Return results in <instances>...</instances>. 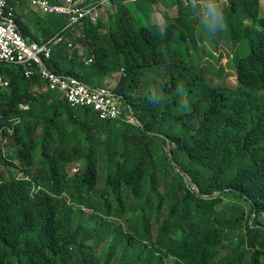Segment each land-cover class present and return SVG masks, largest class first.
Wrapping results in <instances>:
<instances>
[{
	"label": "trees",
	"instance_id": "16d2710c",
	"mask_svg": "<svg viewBox=\"0 0 264 264\" xmlns=\"http://www.w3.org/2000/svg\"><path fill=\"white\" fill-rule=\"evenodd\" d=\"M196 1L116 0L76 30L19 8L26 39L85 48L54 46L52 72L105 85L123 70L116 93L140 125L101 120L0 63V264H264V4L214 1L206 19ZM221 47L237 88L207 77Z\"/></svg>",
	"mask_w": 264,
	"mask_h": 264
},
{
	"label": "built area",
	"instance_id": "2783aa9c",
	"mask_svg": "<svg viewBox=\"0 0 264 264\" xmlns=\"http://www.w3.org/2000/svg\"><path fill=\"white\" fill-rule=\"evenodd\" d=\"M67 1L71 5L78 0ZM114 1L116 0H101L86 7H66L50 0H0V63L21 67L27 79L39 74L48 82L50 90H58L63 94L70 106L92 108L101 120H117L125 116L130 124L139 125V120L132 111L128 113L130 107L116 93L123 70L114 73L107 79L106 85L99 87H90L71 76L58 75L46 65L52 57L53 47L62 43L69 49H82V46L73 44L61 34L45 44L32 42L23 36L17 24L18 10L25 2L30 4L32 11L42 15L67 16L69 24L66 29L76 30L87 16L97 20L99 11L106 9ZM136 1L138 0H128L131 3ZM9 84V79L0 72V88H7ZM34 91L40 93L41 89L37 87ZM77 171L76 168L73 170L75 173Z\"/></svg>",
	"mask_w": 264,
	"mask_h": 264
},
{
	"label": "rangeland",
	"instance_id": "374dc122",
	"mask_svg": "<svg viewBox=\"0 0 264 264\" xmlns=\"http://www.w3.org/2000/svg\"><path fill=\"white\" fill-rule=\"evenodd\" d=\"M161 1H163V0H161ZM214 1H218V0H212V1L203 0V2L200 3V5H201V13L200 14L204 15L206 19H207V17H209V16H206L207 13H208V15H210V12L208 11L209 7H206V5L208 6L211 2H214ZM224 3H226V2H224ZM22 6L25 8L26 13L31 12L30 4L25 2ZM214 7H218V6H214ZM203 8H205V9H203ZM205 10H206V12H205ZM108 14H109V16L113 15L114 10L108 11ZM33 16H34V14H32V13L28 15L30 22H31V19L33 18ZM170 16L172 18H175L178 16V12H177L176 8L170 14ZM141 17L144 20V22L148 24V20H147L145 14H142ZM99 18H100V15H99ZM152 21L155 22L154 20H152ZM27 39L30 40L29 38H27ZM208 48H210V46ZM221 48H219V50H217V52H216V50L212 49V52L215 54L216 57L221 55V59L219 60V62H216L215 60L211 59L212 65L215 68L213 70H216L217 72L210 70L209 73L207 74V77L209 80L212 81L214 86L237 88L239 86V80H238V77L236 76L235 68L233 67L234 66V57H233L234 54L231 52H228V50L224 49L223 47H221ZM78 51H79L80 55H82V56L85 55L86 50L83 46H82V49H78ZM205 62L206 61L202 62L203 66H206ZM219 67H221V69H219ZM108 78H110V77H108ZM85 83L91 87H99V86L103 85L102 83L99 84L97 82H86L85 81ZM6 178H10V173L8 170H6ZM76 208H77V206L73 207V209H76ZM82 210L85 212L86 215H89V214L92 215L93 214V210H91V209L83 208Z\"/></svg>",
	"mask_w": 264,
	"mask_h": 264
},
{
	"label": "crops",
	"instance_id": "0c3cea01",
	"mask_svg": "<svg viewBox=\"0 0 264 264\" xmlns=\"http://www.w3.org/2000/svg\"><path fill=\"white\" fill-rule=\"evenodd\" d=\"M212 1V0H210ZM224 2H226V0H222ZM262 3L264 4V0H261ZM201 2H203V0H198L196 1L195 4H200ZM163 6V5H161ZM207 6V5H206ZM176 7H172V8H166V12L164 14V16L166 18H172L170 16V14L174 11ZM112 11V8H111V5H109L106 9H105V13L102 11L101 14H100V20H104L105 18H107L109 15L106 13L107 11ZM204 11V10H203ZM134 13H138L140 14V16H142V14H145L147 20H148V24H154L155 22H158V23H164L165 21V17L163 18V16L161 15L162 13L158 12V13H140L139 11H134ZM39 14V13H38ZM152 20H154L155 22H153Z\"/></svg>",
	"mask_w": 264,
	"mask_h": 264
},
{
	"label": "clouds",
	"instance_id": "9594fccd",
	"mask_svg": "<svg viewBox=\"0 0 264 264\" xmlns=\"http://www.w3.org/2000/svg\"><path fill=\"white\" fill-rule=\"evenodd\" d=\"M50 1H51V0H50ZM66 1H67V0H66ZM100 1H101V0H100ZM100 1H99V2H100ZM138 1H139V0H138ZM57 2H58V1H57ZM78 2H79V0H78L76 3H78ZM89 2H90V0H89L88 2H86L85 4L79 5V6H77V7H86V6L90 5V4L97 3V2H92V3H89ZM136 2H137V1H136ZM58 3H59V2H58ZM67 3H68V1H67ZM76 3H73V4H76ZM87 3H89V4H87ZM130 3H131V2H130ZM133 3H135V2H133ZM68 4H69V3H68ZM86 4H87V5H86ZM111 4H112V3H111ZM111 4H110V5H111ZM71 5H72V4H71ZM71 5L69 4L68 6H71ZM68 6H66V7H68ZM108 6H109V5H108ZM108 6H107V7H108ZM71 7H73V6H71ZM209 9H210V11H213L214 13H215V11H216L215 8H214V6H212V5H209ZM31 11H32V10H31ZM102 11L105 13V9H104V10L99 11V15L101 14ZM32 12H34V11H32ZM107 12H108V11H107ZM107 12H106V13H107ZM34 13H36V12H34ZM107 14H108V13H107ZM62 16H63V15H62ZM206 16H208V15H206ZM98 19H100V18H98ZM98 19H97V20H98ZM80 36H81V33H80ZM66 38H67V37H66ZM67 39H68V38H67ZM69 41L72 42L71 40H69ZM72 43L74 44V42H72ZM75 45H81V44L77 43V44H75ZM81 46H82V45H81ZM72 50H78V49H72ZM88 64H89V63H88ZM113 74H114V73H113ZM113 74H112V75H113ZM112 75H111V76H112ZM111 76H110V77H111ZM73 78H75V77H73ZM107 79H108V78H107ZM78 80H79V79H78ZM106 82H107V80H106ZM105 85H106V84H105ZM21 106H26V105H21ZM21 106H20V108H21L22 110H28V109H29V108H28V109H23ZM28 107H29V106H28ZM132 113H133V112H132ZM133 115H134V114H133ZM139 125H140V122H139ZM75 168L78 169L77 167H73L72 170H71L72 175L75 174V172H73V170H74ZM195 185H196V184H195ZM196 186H197V185H196ZM197 188H198V187H197ZM194 189H195V188H194ZM195 190H196V189H195ZM198 190H199V189H198ZM197 192H199V191H197ZM76 206H77V205H76ZM77 208H81V209H83V208H85V207H83V206H77Z\"/></svg>",
	"mask_w": 264,
	"mask_h": 264
},
{
	"label": "water",
	"instance_id": "95a60500",
	"mask_svg": "<svg viewBox=\"0 0 264 264\" xmlns=\"http://www.w3.org/2000/svg\"><path fill=\"white\" fill-rule=\"evenodd\" d=\"M60 4H62V5H64V6H68L69 4L67 3V1L66 0H57ZM89 0H79V2L78 3H76V4H72L71 6H73V7H77V6H79V5H82V4H85L86 2H88ZM168 150H169V152L171 151V146H170V144H168ZM190 182H191V184L193 185V187L197 190V191H199L198 190V188H197V186L194 184V182L192 181V180H190Z\"/></svg>",
	"mask_w": 264,
	"mask_h": 264
}]
</instances>
